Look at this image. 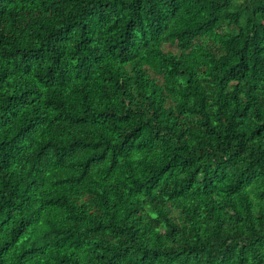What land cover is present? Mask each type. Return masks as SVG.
Wrapping results in <instances>:
<instances>
[{"label": "trees", "instance_id": "obj_1", "mask_svg": "<svg viewBox=\"0 0 264 264\" xmlns=\"http://www.w3.org/2000/svg\"><path fill=\"white\" fill-rule=\"evenodd\" d=\"M0 264H264V0H0Z\"/></svg>", "mask_w": 264, "mask_h": 264}]
</instances>
